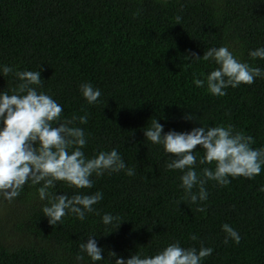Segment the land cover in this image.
I'll return each mask as SVG.
<instances>
[{
	"label": "trees",
	"instance_id": "16d2710c",
	"mask_svg": "<svg viewBox=\"0 0 264 264\" xmlns=\"http://www.w3.org/2000/svg\"><path fill=\"white\" fill-rule=\"evenodd\" d=\"M222 46L264 70V59L249 56L264 47V0H0V93L11 95L20 83L14 74L4 76L3 66L40 70L42 87H33L62 106L61 122L87 114L86 124L73 125L85 132V156L116 149L135 170L93 175L90 189L55 182L51 194L103 193L94 205L100 214L86 213L83 221L68 214L50 225L41 185L28 182L11 202L0 196V264H93L79 248L91 236L104 249L95 264L154 256L177 241L212 248L201 264H264V166L253 179L229 177L227 186L207 181L208 199L192 203L180 186L183 172L167 169L172 157L144 136L153 120L162 134L231 125L253 137L252 148H264V79L228 87L224 96L193 83L194 74L206 79L218 67L203 60L205 50ZM191 53L201 58L187 59ZM83 83L100 89L96 103L83 97ZM194 155L198 174L214 170V163H199V145ZM104 214L119 219L105 225ZM225 223L238 232L239 244L224 243Z\"/></svg>",
	"mask_w": 264,
	"mask_h": 264
},
{
	"label": "clouds",
	"instance_id": "9594fccd",
	"mask_svg": "<svg viewBox=\"0 0 264 264\" xmlns=\"http://www.w3.org/2000/svg\"><path fill=\"white\" fill-rule=\"evenodd\" d=\"M180 19L181 17H176L178 22ZM249 56L252 59H264V47L249 51ZM186 58L198 60L201 57L191 53ZM202 58L214 61L218 67L206 79L195 78L194 74L193 83L201 88L206 85L207 91L214 96L226 95L225 89L228 87L251 85L257 77L264 79V70L240 62L227 47H210L205 50ZM2 72L4 76L14 74L20 83L12 89L13 94L9 95L5 91L0 93V123L3 125L0 127V196L11 202L19 196L23 186L31 182L33 185H41L38 188L39 198L48 199L42 212L50 225L62 223V218L68 214L81 221L86 218V213L99 215L94 205L103 199L102 192L69 197L66 194H51L49 189L54 188L57 181L65 182L75 189H90L93 187V175L100 177L106 172L111 174L125 170L126 175L133 176L135 170L126 167L116 149L101 151L91 158L85 156L82 151L87 143L85 132L73 125L77 120L80 124H86L87 114L61 122L62 106L33 87H42L40 70L14 72L11 67L3 66ZM80 90L89 104L96 103L101 96L100 89L94 88L90 83L81 84ZM186 119L195 118L189 116ZM162 133L163 125L157 120H153L151 127L144 130L148 141L161 145L172 157L166 162V168L183 172L180 186L192 203L208 199L205 188L207 181L213 180L220 186H227L231 182L229 177L253 179L264 166V148H252L253 137L235 132L231 125L207 128L201 126L190 132ZM198 145L204 150L199 163H214V170L205 167L200 174L195 171L197 158L194 152ZM196 186L198 193L192 191ZM260 190L264 191V188ZM204 210L203 207L196 209ZM101 219L105 225H109L119 218L104 214ZM222 230L226 233L225 244L229 239L239 244L241 237L229 224H223ZM92 237L88 238L87 243H81L79 248L95 264L104 259V249L98 247ZM191 239L196 240L197 237L193 235ZM212 252V248L203 245L199 249L183 248L177 241L154 256L133 254L127 260L116 259L115 264H201L202 259ZM108 255L115 257L116 253L109 252ZM83 258L80 254L76 256L77 261Z\"/></svg>",
	"mask_w": 264,
	"mask_h": 264
}]
</instances>
